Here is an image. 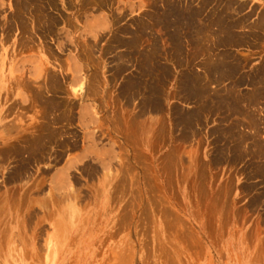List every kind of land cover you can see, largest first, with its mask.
<instances>
[{
  "label": "rangeland",
  "instance_id": "rangeland-1",
  "mask_svg": "<svg viewBox=\"0 0 264 264\" xmlns=\"http://www.w3.org/2000/svg\"><path fill=\"white\" fill-rule=\"evenodd\" d=\"M0 264H264V0H0Z\"/></svg>",
  "mask_w": 264,
  "mask_h": 264
},
{
  "label": "bare ground",
  "instance_id": "bare-ground-1",
  "mask_svg": "<svg viewBox=\"0 0 264 264\" xmlns=\"http://www.w3.org/2000/svg\"><path fill=\"white\" fill-rule=\"evenodd\" d=\"M20 18H21V17H20ZM53 79H55V78H53ZM56 83H57V82H56ZM53 84H54V83H53ZM70 110H71V109H70ZM67 111H68V110H67ZM67 111H66V113H67ZM70 114H71V113H70ZM54 118H55V117H54ZM67 118H68V117H67ZM70 118H71V117H70ZM70 118H69V119H70ZM48 130H49V129H48ZM42 131H43V130H42ZM44 131H45V130H44ZM50 132H52V131H50ZM53 132H54V131H53ZM38 133H39V132H38ZM43 134H44V133H43ZM46 135H47V134H46ZM51 135H52V134H51ZM35 137H36V136H35ZM44 137H46V136L44 135ZM32 139H33V138H32ZM32 139H31V140H32ZM33 140L35 141V139H33ZM38 142H39V141H38ZM36 144H37V143H36ZM33 146H34V145H33ZM37 150H38V149H37Z\"/></svg>",
  "mask_w": 264,
  "mask_h": 264
}]
</instances>
